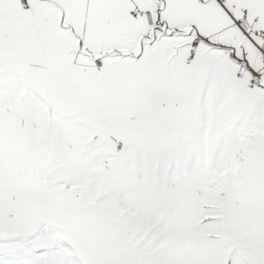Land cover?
Here are the masks:
<instances>
[{
  "label": "snow or ice",
  "instance_id": "obj_1",
  "mask_svg": "<svg viewBox=\"0 0 264 264\" xmlns=\"http://www.w3.org/2000/svg\"><path fill=\"white\" fill-rule=\"evenodd\" d=\"M0 264H264V0H0Z\"/></svg>",
  "mask_w": 264,
  "mask_h": 264
}]
</instances>
